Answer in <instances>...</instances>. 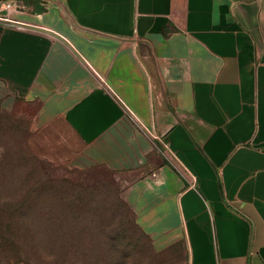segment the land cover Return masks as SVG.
Masks as SVG:
<instances>
[{"label": "crops", "instance_id": "obj_1", "mask_svg": "<svg viewBox=\"0 0 264 264\" xmlns=\"http://www.w3.org/2000/svg\"><path fill=\"white\" fill-rule=\"evenodd\" d=\"M0 108L184 264H264V0H0Z\"/></svg>", "mask_w": 264, "mask_h": 264}, {"label": "rangeland", "instance_id": "obj_2", "mask_svg": "<svg viewBox=\"0 0 264 264\" xmlns=\"http://www.w3.org/2000/svg\"><path fill=\"white\" fill-rule=\"evenodd\" d=\"M33 128L19 110L0 108V204L26 223L5 230L13 246L0 251V264H184V244H167L136 221L112 177L40 157Z\"/></svg>", "mask_w": 264, "mask_h": 264}, {"label": "trees", "instance_id": "obj_3", "mask_svg": "<svg viewBox=\"0 0 264 264\" xmlns=\"http://www.w3.org/2000/svg\"><path fill=\"white\" fill-rule=\"evenodd\" d=\"M18 210L15 207L0 204V248L5 250L7 246H13L12 239L9 236H3L6 234L7 229H17L21 226H25V220L22 216H18ZM20 213V212H19ZM4 214H7L5 216ZM7 251V249H6ZM2 255H0V263L2 262ZM7 264L11 263V259H5Z\"/></svg>", "mask_w": 264, "mask_h": 264}, {"label": "built area", "instance_id": "obj_4", "mask_svg": "<svg viewBox=\"0 0 264 264\" xmlns=\"http://www.w3.org/2000/svg\"><path fill=\"white\" fill-rule=\"evenodd\" d=\"M8 7H10V5H8Z\"/></svg>", "mask_w": 264, "mask_h": 264}]
</instances>
